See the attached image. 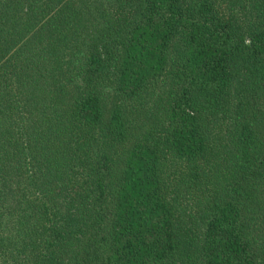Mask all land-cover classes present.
Here are the masks:
<instances>
[{"label": "trees", "instance_id": "trees-1", "mask_svg": "<svg viewBox=\"0 0 264 264\" xmlns=\"http://www.w3.org/2000/svg\"><path fill=\"white\" fill-rule=\"evenodd\" d=\"M0 264H264V0H0Z\"/></svg>", "mask_w": 264, "mask_h": 264}]
</instances>
